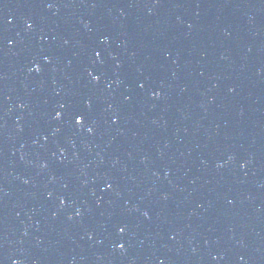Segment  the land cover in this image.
<instances>
[{"label":"water","instance_id":"1","mask_svg":"<svg viewBox=\"0 0 264 264\" xmlns=\"http://www.w3.org/2000/svg\"><path fill=\"white\" fill-rule=\"evenodd\" d=\"M14 262L264 264V0H0Z\"/></svg>","mask_w":264,"mask_h":264},{"label":"snow or ice","instance_id":"2","mask_svg":"<svg viewBox=\"0 0 264 264\" xmlns=\"http://www.w3.org/2000/svg\"><path fill=\"white\" fill-rule=\"evenodd\" d=\"M96 55H97V57H99V56H100V53L97 52ZM36 71H38V72L40 71L39 66H37ZM93 79L96 80V81L98 82L99 79H100V77H99V76H94ZM141 87H143V85H141ZM156 95H158V93H157ZM62 107H63V106H62ZM88 107H89V108L91 107L90 103H88ZM62 115H63V114H62L61 112H57V113H56V118H57V119H60V118L62 117ZM72 119H73L74 123H75L77 126L83 127V126L85 125V122H86V119H87V113H85V112H74V113L72 114ZM87 131L91 133V132L93 131V128H92V127H88V128H87ZM62 203H63V201H62ZM145 215H146V214H145ZM120 231L123 232L124 229L121 228ZM120 247H123V245H121Z\"/></svg>","mask_w":264,"mask_h":264},{"label":"clouds","instance_id":"3","mask_svg":"<svg viewBox=\"0 0 264 264\" xmlns=\"http://www.w3.org/2000/svg\"><path fill=\"white\" fill-rule=\"evenodd\" d=\"M14 264H17V262H14Z\"/></svg>","mask_w":264,"mask_h":264}]
</instances>
